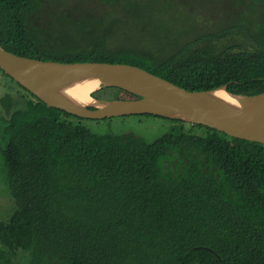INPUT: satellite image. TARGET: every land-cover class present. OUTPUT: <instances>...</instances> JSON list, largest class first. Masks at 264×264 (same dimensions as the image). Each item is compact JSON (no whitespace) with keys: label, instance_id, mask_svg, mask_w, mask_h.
<instances>
[{"label":"trees","instance_id":"trees-1","mask_svg":"<svg viewBox=\"0 0 264 264\" xmlns=\"http://www.w3.org/2000/svg\"><path fill=\"white\" fill-rule=\"evenodd\" d=\"M43 1L0 0L2 49L63 64H127L190 92L264 93V29L252 49H215L232 26L161 56L119 48L100 26L99 36L81 33L93 41L79 50L35 33ZM18 85L29 97L0 99L9 115L1 152L16 201L0 222V264H12L4 257L16 249L25 264H264L263 144L168 118L172 128L152 143L95 134ZM101 91L105 101L139 99L117 87ZM7 235L17 240L9 252Z\"/></svg>","mask_w":264,"mask_h":264},{"label":"rangeland","instance_id":"rangeland-1","mask_svg":"<svg viewBox=\"0 0 264 264\" xmlns=\"http://www.w3.org/2000/svg\"><path fill=\"white\" fill-rule=\"evenodd\" d=\"M116 3L62 0L57 4L54 0H44L31 24L38 36L58 46L68 45L79 50L87 48L93 41L82 34L90 32L91 36H99L98 28L103 26L108 34L113 35L110 41L122 46L119 48L152 50L161 56L201 36L232 26L238 29L226 38L215 40V49L237 44L252 49L261 29H264V5L256 4L255 0H117ZM101 19L107 26L98 22ZM6 94L17 100V96L29 97L15 81L0 71V99ZM108 96L103 91L91 93L93 99L102 100ZM5 108L0 103V222L8 221L16 208L1 152L5 142L3 127L9 117ZM81 123L95 134L135 135L147 143L156 141L172 128L171 121L150 115L84 119ZM173 168L175 170L176 166ZM5 238L8 243L5 250H13L17 240L9 235ZM3 243L1 240L0 254L4 252ZM10 253L12 257L7 254L6 260L12 264H25L27 256L23 250L16 249L14 254Z\"/></svg>","mask_w":264,"mask_h":264},{"label":"water","instance_id":"water-1","mask_svg":"<svg viewBox=\"0 0 264 264\" xmlns=\"http://www.w3.org/2000/svg\"><path fill=\"white\" fill-rule=\"evenodd\" d=\"M0 68L47 106L74 116L103 120L153 115L215 129L233 138L264 145V93L235 95L227 87L190 92L141 68L127 64H63L17 56L0 47ZM97 81L94 91L121 88L139 99L82 104L67 95L78 84ZM224 92L229 100L216 95Z\"/></svg>","mask_w":264,"mask_h":264},{"label":"bare ground","instance_id":"bare-ground-1","mask_svg":"<svg viewBox=\"0 0 264 264\" xmlns=\"http://www.w3.org/2000/svg\"><path fill=\"white\" fill-rule=\"evenodd\" d=\"M99 85L100 84L97 81H87L78 84L74 89L67 90L66 93L69 97H71L72 100L79 103L100 106L97 100L91 97V93H93L99 87ZM216 95L221 99L229 100L228 95L224 92H218Z\"/></svg>","mask_w":264,"mask_h":264}]
</instances>
